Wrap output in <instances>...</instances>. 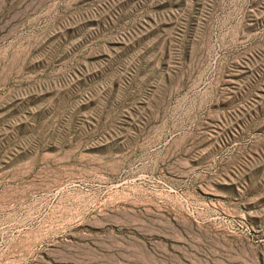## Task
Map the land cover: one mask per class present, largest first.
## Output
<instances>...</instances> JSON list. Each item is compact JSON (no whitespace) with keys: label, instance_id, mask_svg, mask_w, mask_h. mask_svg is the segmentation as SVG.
<instances>
[{"label":"rangeland","instance_id":"374dc122","mask_svg":"<svg viewBox=\"0 0 264 264\" xmlns=\"http://www.w3.org/2000/svg\"><path fill=\"white\" fill-rule=\"evenodd\" d=\"M0 264H264V0H0Z\"/></svg>","mask_w":264,"mask_h":264}]
</instances>
